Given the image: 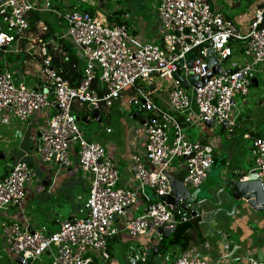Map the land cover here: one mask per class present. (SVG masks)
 Returning <instances> with one entry per match:
<instances>
[{
  "label": "built area",
  "instance_id": "obj_1",
  "mask_svg": "<svg viewBox=\"0 0 264 264\" xmlns=\"http://www.w3.org/2000/svg\"><path fill=\"white\" fill-rule=\"evenodd\" d=\"M217 7L215 0H159L157 36L146 41L130 32L124 23L127 14H119L118 22L107 20L115 9L103 7L96 14L82 10L59 13L52 8L51 0L1 1L0 16L6 28L0 30V50L6 51L12 43L27 38L30 49L37 46L43 83L34 87L18 81L11 70L0 69V125H30L34 114L47 111L36 139L38 160L63 169L70 165V153L76 148L78 167L90 179L83 207L62 218L54 232L29 230L18 222L3 226L4 243L10 253L21 256L22 264L39 260L46 253L50 254L49 264H109L108 240L122 231L147 239L144 248H130L128 264H147L146 249L162 238L157 228L175 229L189 218L206 214L203 210L196 215L173 212L171 205L161 199L170 193L166 174L175 159L183 160L182 181L190 189H199L214 163V145L190 140L181 120L190 126L208 122L220 126L226 122V128L233 127L234 96L247 95L256 71L264 74V5L255 10L245 32ZM32 12H51L62 20L58 38L69 43L79 61L81 78L76 85L57 73L48 42L29 31L28 17ZM41 29L46 31L47 26L41 25ZM238 43L242 44L245 62L224 68L222 63L232 57ZM57 55L61 61L68 60L62 47ZM191 55L195 58L188 66ZM210 56L220 70L209 76L215 66L207 68ZM258 63L262 66L257 67ZM176 72L188 84L190 75L197 79L185 88L174 79ZM155 77L171 82L166 106L155 102ZM124 94L127 104L145 112L141 125L145 158H131L134 188L117 185L119 166L108 155V144L88 140L72 112L74 103L98 109L111 106ZM129 118L132 120V115ZM243 138L251 143V174L264 185V132L244 133ZM35 177V169L25 161L15 162L6 175L0 176V210L21 206L26 186ZM147 188L157 196L156 200L150 199ZM139 200L145 203L142 213L126 219L121 228L115 227L114 218L126 217ZM218 237L224 247L218 257H208L191 248L173 259L166 253L164 259L169 264H226L237 247L227 242L225 235L220 233ZM245 261L264 264V256H248ZM39 264L45 263L39 260Z\"/></svg>",
  "mask_w": 264,
  "mask_h": 264
},
{
  "label": "crops",
  "instance_id": "obj_2",
  "mask_svg": "<svg viewBox=\"0 0 264 264\" xmlns=\"http://www.w3.org/2000/svg\"><path fill=\"white\" fill-rule=\"evenodd\" d=\"M36 1L41 2L42 0ZM67 1L68 0H61L65 7H59L56 3L53 4L51 1L52 8L59 13H67L78 8L76 5ZM80 1L87 2L93 7L91 8L93 9L92 14H96L98 10L103 9L105 6L104 3H100L96 0ZM156 3L158 6L159 0H156ZM113 9H115L116 12L110 13V15L107 16L108 21L118 22L119 14L125 13L127 14V18L124 20V23L132 34H136L140 27L146 29L147 23L141 16H138V20L134 22L130 18L129 13L125 11L122 6L116 4L113 6ZM82 10L85 11L86 9ZM30 15L40 16L41 20L35 22L33 26H31L29 20ZM30 15L28 17L30 24L29 31L33 36L36 34L38 37L43 38L51 47H53L54 43L57 41L65 42L58 38L63 30V22L55 14L51 12H32ZM110 16H113V18H110ZM41 25L47 26V30L42 31ZM5 28L0 16V30H5ZM158 28L159 18L156 8L153 24L150 25L149 30H146L148 34H144L143 38L146 41H150L149 39L154 40L157 36ZM50 30H53L52 34L47 35ZM36 51L37 46L30 49L27 38H22L12 43L8 47V50H0V69H9L14 73L18 81H24L28 85L38 87L43 83V76L40 72V64ZM8 53H11V55L9 56ZM244 62L245 58L243 57L242 51L234 49L233 55L229 59L228 67L240 66ZM253 85H258V79L256 77ZM154 91L155 95L153 96L155 102L160 106H166L167 90L160 91L159 88L155 87ZM123 96L126 97V94ZM124 103H127V98H120L111 106L119 108L124 105ZM192 109L195 110L194 106H192ZM46 114L47 111H40L34 114L30 119V125L22 123H12L10 126L0 125V143H6L5 145H7L5 150L0 148V159L4 160V165L0 170V176L6 175L17 161L27 162L36 171L35 181L26 186V196L23 204L21 206H10L7 209L0 210V246L1 243L4 242L2 237L3 226L9 222H18L26 225L29 230L45 229L47 232L51 233L58 229L59 221L62 218L69 217L79 208L83 207L87 198L90 188V179L78 167L76 148L70 153V165L63 169L53 163L42 164L37 158L35 151L36 139L39 134L40 125ZM129 115H132V120L128 121V123L137 128L134 129L133 132H131L129 128H125L123 142L117 141L116 137L113 141L103 139L97 142H105L103 143L105 145L108 144V155L116 159L118 163L119 180L117 185L134 188L135 183L130 169L131 158L132 156H138L143 160L145 158L143 130L141 126L145 118V112L138 109L135 113L129 111ZM90 116H92V114ZM90 116L87 117L90 118ZM237 117L239 118V114ZM181 121L184 128L187 127L184 123L185 120L184 122L183 120ZM234 126L224 127L226 128L224 131L230 134L233 133L235 131ZM220 127L222 126L220 125ZM106 129H110V132H106ZM112 132V128H105V133L110 134ZM263 132L264 131L246 130L242 132V138L244 133L260 134ZM130 135L133 136V140L130 139ZM189 139L195 140L190 137ZM196 140L200 141L203 139ZM215 142L217 146H220V139L215 140ZM240 142L241 144L235 143L234 141L227 144L226 152L223 154L217 152L214 147V163L208 175L211 174L212 171H216L217 178L221 179L219 181L215 179L208 180L209 177L207 175L205 181L199 187L198 197L204 200L199 211L201 212L203 210L206 212L205 219L202 221V219H198V217L189 218V220L177 224L174 232L164 241L163 247H166V251H164L163 254H158L161 255L162 259L166 253L173 259L191 248L197 249L212 258L222 254L224 252V247L221 244L222 238L220 239V237L212 234L208 235V232L204 231L202 227L203 222L209 226V228L206 229L209 230L211 224L214 232H220L226 235L229 240L227 242L236 245L237 250L226 264H245V258L248 256L255 258L264 256V209L255 211L247 207L245 210L239 206L240 202H237L236 206L232 207L229 189L227 187L230 181L241 179L251 174V167L253 164L250 152L251 143L249 141L246 147L247 149H245V142ZM118 143H121L122 147H119ZM184 172L185 166L183 160L180 158L175 159L169 171L170 176L174 179L183 178ZM188 189L192 192L196 190ZM152 196L153 198L149 195L150 199L153 201L156 200L153 194ZM144 205V201L139 200L138 205L131 207V209L126 212V217L116 216L113 221L114 226L121 228L126 219L139 216L143 211ZM67 208L71 209L65 211ZM172 210L173 212H177L175 209ZM62 212H66V215H62ZM224 226L227 227V230L224 229ZM146 243L147 239L145 237H131L125 231H122L108 240V249L109 252H111V258H114V254L117 252L122 251L124 260H127L128 263L130 248L135 250L141 249L145 247ZM49 255L50 254L46 253L43 260L45 261L46 258L50 259ZM157 257L154 256V260L156 263L160 264ZM112 260L113 259H111V261Z\"/></svg>",
  "mask_w": 264,
  "mask_h": 264
},
{
  "label": "rangeland",
  "instance_id": "obj_3",
  "mask_svg": "<svg viewBox=\"0 0 264 264\" xmlns=\"http://www.w3.org/2000/svg\"><path fill=\"white\" fill-rule=\"evenodd\" d=\"M53 4L56 3L59 7H65L64 3L61 0H51ZM69 3L76 5L80 9H91L93 8L87 2H81L80 0H68ZM67 1V2H68ZM217 1V8L221 11L227 18L231 19L237 28L245 32L248 27V23L250 18L254 15L255 10L261 8L264 4H261L262 0H215ZM105 4L104 9H113L114 5L122 6L125 11H127L130 15L132 21L136 22L138 20V16H141L145 19L147 23V27L138 28L136 37L139 39H144V34H148L146 30H149L150 25L153 24L155 18L156 8H158L156 0H112L103 2ZM149 25V26H148ZM153 41L152 39H149ZM155 42H159V40H155ZM8 50V49H7ZM10 56L11 53H8ZM224 68L229 66V60L225 63H222ZM262 66L261 63L256 65ZM255 77L258 79L257 86H250L249 92L247 95H239L236 94L234 96L235 100V112H234V121H235V131L233 133H228L227 131H221V127L216 125L215 123L207 126L206 124H198L197 126H190L184 128V132L191 139H203L200 141H208L212 143L219 153L226 152L227 144H230L232 141L235 143L241 144L240 141L245 142V149L248 146L249 140L242 138L243 131H264V74L260 71L255 72ZM154 81L156 82V87L159 88L160 91H166L171 86V82L165 78L155 77ZM121 98L126 99L125 96ZM127 109V110H126ZM129 109V110H128ZM139 108L132 104L124 103V105L116 108L114 106L105 107L102 112V119L96 120L91 117L90 122H78L80 129L84 132L85 137L90 140L102 141L103 139H108L113 141V139H117V141H124V129L129 128L131 132L137 127H133L128 123L129 119V111L132 113L137 112ZM239 114V118L237 117ZM112 128L113 132L110 134L105 133V128ZM233 128V129H234ZM130 134V133H129ZM232 135V136H231ZM233 137V138H232ZM130 139L133 140V136L130 135ZM221 140L220 146H217L215 140ZM105 140L106 142H109ZM214 141V142H213ZM105 143V142H103ZM234 143V144H235ZM6 143H0V148L5 150L7 145ZM119 147H122L121 143H118ZM6 160V159H5ZM4 165V160L0 159V170ZM209 179H215L219 181L221 178H217V172L212 171L211 174L208 175ZM35 181L33 178L28 184L30 185ZM148 194L153 198L152 192L150 188H147ZM201 196V195H200ZM71 208H67L65 211L70 210ZM62 215H66V212H62ZM206 215H200L198 219H205ZM220 223V222H219ZM213 225V224H212ZM231 225V222H230ZM229 225V226H230ZM203 228H209L208 224L203 222ZM210 227H213L210 224ZM224 229L227 230V227L224 226ZM158 256V257H157ZM158 262L160 264H169L168 261L162 259L161 255H156ZM44 256L39 260L43 261L45 264H49L50 259L46 258L43 260ZM111 259H113L111 261ZM109 264H128L127 260H124V255L122 251L114 254V258H111ZM39 260H34L33 262H29V264H39ZM120 262V263H119ZM0 264H19L15 261V256L7 250L5 243H1L0 246Z\"/></svg>",
  "mask_w": 264,
  "mask_h": 264
},
{
  "label": "water",
  "instance_id": "obj_4",
  "mask_svg": "<svg viewBox=\"0 0 264 264\" xmlns=\"http://www.w3.org/2000/svg\"><path fill=\"white\" fill-rule=\"evenodd\" d=\"M1 1L2 0H0V4H1ZM209 54H210V51H209ZM194 58H195V55L190 56V58L187 61L188 66L191 65ZM215 64H216L215 58L213 56H210L207 61V68ZM219 70H220L219 65H215L212 68V72L209 74V76L212 73L219 72ZM174 79L177 80L179 84H181L183 87L188 88V85L193 83L195 79H197V77L190 75L188 77V81H189V84H188V82H186L184 78L181 77L179 73L176 72L174 74ZM254 79H253V83H254ZM195 85H198V82H196ZM149 90L152 91L153 86H150ZM56 108H59V106L56 105ZM89 109L92 112L93 118H95L98 121L101 120L100 112L98 111V109H96L93 105H90ZM90 119L91 118L89 117L86 118L83 116L76 117V120L78 122L80 121L84 123L90 122ZM210 124L211 122L207 123L208 126ZM226 125H227L226 122H223L221 124L222 126L221 131L226 130V128H224L226 127ZM208 173H210V170L208 171ZM166 175L169 180V185H170L171 190L168 195L163 196L161 199L164 200L167 204L171 205L172 209H175L180 214L190 213L192 215H196L199 212V208L204 203V200H201L198 197L199 189H196L195 191L192 192L183 183L182 181L183 178L174 179L172 178V176H170L169 173H167ZM227 187L229 189V195H230V201L232 203V207H235L236 203L240 202L239 206L245 210L247 207H250L255 211L264 209V185H262L261 182L256 179L255 175L253 174L248 175L246 180H243L242 178L232 180L228 183ZM232 212H233V208H232ZM157 232L161 234L162 238L158 242V244L153 245L152 247H148L146 249L147 264H158L155 262L154 256L158 255L159 252L163 250L164 241L169 237V235L172 232H174V229H164L162 227H159L157 228ZM209 234H212L214 236H219L220 232H214V230L210 227L208 231V235ZM225 238L227 239V241H229L226 235H225ZM15 261L19 264H22L23 262L20 255L15 256ZM23 264H26V263H23Z\"/></svg>",
  "mask_w": 264,
  "mask_h": 264
},
{
  "label": "trees",
  "instance_id": "obj_5",
  "mask_svg": "<svg viewBox=\"0 0 264 264\" xmlns=\"http://www.w3.org/2000/svg\"><path fill=\"white\" fill-rule=\"evenodd\" d=\"M100 3L106 2V1H112V0H96ZM76 10H82L80 8H77ZM83 11V10H82ZM90 13H92L93 9L85 10ZM113 18V16H110V18ZM264 18V16H263ZM30 24L33 26V24L39 20H41L40 16L37 15H30L29 17ZM264 26V19H263V24ZM33 29V27H32ZM53 30H50L47 35L52 34ZM44 37V35H43ZM62 46L63 49L67 51L68 54V60L66 62L61 61L60 57L57 55L58 49ZM242 44L238 43L236 46V50L241 51L242 50ZM51 56H52V65H54L57 69V73L62 76L64 79H67L71 82L72 85H76L77 82H79V79L81 78V73L80 67L79 66V61L77 60L74 51L71 49L69 43L67 42H60L57 41L54 43L53 47L50 46L49 48ZM105 107L100 106L98 108V111L100 112V117L102 119V112ZM72 112L73 114L78 117V116H83L86 117L90 116L92 112L89 110L88 106L85 104L79 105L78 103H74L72 106ZM166 251V247H163V250L159 252V254H163V252ZM111 253V252H110Z\"/></svg>",
  "mask_w": 264,
  "mask_h": 264
},
{
  "label": "clouds",
  "instance_id": "obj_6",
  "mask_svg": "<svg viewBox=\"0 0 264 264\" xmlns=\"http://www.w3.org/2000/svg\"><path fill=\"white\" fill-rule=\"evenodd\" d=\"M90 110V109H89ZM92 116H90V118H91Z\"/></svg>",
  "mask_w": 264,
  "mask_h": 264
}]
</instances>
